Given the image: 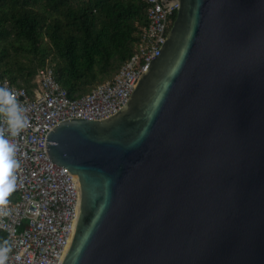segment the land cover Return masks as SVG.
I'll list each match as a JSON object with an SVG mask.
<instances>
[{
	"label": "water",
	"instance_id": "95a60500",
	"mask_svg": "<svg viewBox=\"0 0 264 264\" xmlns=\"http://www.w3.org/2000/svg\"><path fill=\"white\" fill-rule=\"evenodd\" d=\"M169 1L126 104L46 136L77 195L60 264H264V0Z\"/></svg>",
	"mask_w": 264,
	"mask_h": 264
},
{
	"label": "built area",
	"instance_id": "2783aa9c",
	"mask_svg": "<svg viewBox=\"0 0 264 264\" xmlns=\"http://www.w3.org/2000/svg\"><path fill=\"white\" fill-rule=\"evenodd\" d=\"M146 2L148 24L142 26L135 51L111 78L89 93L71 98L48 66L38 71L31 93L0 78V86L10 88L26 109L28 121L12 136L0 115V129L16 146L19 161L14 188L0 197V231L4 232L0 246L9 248L4 264H60L72 231L77 195L71 172L50 158L46 136L65 119H102L126 104L179 8L178 2L169 0Z\"/></svg>",
	"mask_w": 264,
	"mask_h": 264
},
{
	"label": "trees",
	"instance_id": "16d2710c",
	"mask_svg": "<svg viewBox=\"0 0 264 264\" xmlns=\"http://www.w3.org/2000/svg\"><path fill=\"white\" fill-rule=\"evenodd\" d=\"M147 24L146 0H0V78L31 93L48 66L81 97L119 70Z\"/></svg>",
	"mask_w": 264,
	"mask_h": 264
},
{
	"label": "clouds",
	"instance_id": "9594fccd",
	"mask_svg": "<svg viewBox=\"0 0 264 264\" xmlns=\"http://www.w3.org/2000/svg\"><path fill=\"white\" fill-rule=\"evenodd\" d=\"M26 109L21 105L16 94L6 86H0V115L5 117L6 131L18 135L27 126ZM0 129V197L10 192L15 186V170L19 167L16 159V146L10 143ZM9 248L0 246V264H4Z\"/></svg>",
	"mask_w": 264,
	"mask_h": 264
},
{
	"label": "rangeland",
	"instance_id": "374dc122",
	"mask_svg": "<svg viewBox=\"0 0 264 264\" xmlns=\"http://www.w3.org/2000/svg\"><path fill=\"white\" fill-rule=\"evenodd\" d=\"M35 84H37V81L35 82Z\"/></svg>",
	"mask_w": 264,
	"mask_h": 264
}]
</instances>
